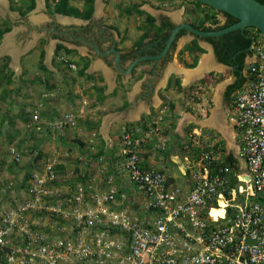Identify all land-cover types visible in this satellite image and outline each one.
Here are the masks:
<instances>
[{
    "label": "built area",
    "instance_id": "built-area-1",
    "mask_svg": "<svg viewBox=\"0 0 264 264\" xmlns=\"http://www.w3.org/2000/svg\"><path fill=\"white\" fill-rule=\"evenodd\" d=\"M250 35L244 83L231 95L230 147L210 130L190 128L174 161L184 181H170L140 157L160 131L163 109L143 133L122 128L117 175L134 193L112 176L61 180L58 155L31 162L0 197V264H264V42ZM74 125L69 114L49 129ZM8 154L21 162L16 147Z\"/></svg>",
    "mask_w": 264,
    "mask_h": 264
},
{
    "label": "crops",
    "instance_id": "crops-1",
    "mask_svg": "<svg viewBox=\"0 0 264 264\" xmlns=\"http://www.w3.org/2000/svg\"><path fill=\"white\" fill-rule=\"evenodd\" d=\"M58 1L51 0L53 10L39 16V21L45 22L44 27L35 28L36 32L44 33V36H41L44 39L42 53L37 54V57L43 56L44 61L41 64L36 62L35 68H25L29 70L26 74L29 80H32V73L35 72L37 75L40 70L41 74L47 77L48 86L43 88L44 93H40L39 96L26 98L29 113L15 122L14 137L10 146L16 147L22 153L21 162L26 161L24 169L27 166L30 170L31 162L40 163L58 155V171L61 173L58 176L61 180L84 181L85 175L89 174L90 179L102 181L112 176L116 183H123L128 188L127 193H134L133 186L128 183L124 175H117L119 168H112V165L105 163L100 166L92 165L93 170H89L83 165H75L73 161L83 162V156L95 158L110 153L117 155L120 149V128L130 125L131 128H137L143 133L156 121L160 110L163 109L165 110L163 121L157 124L161 128V136L158 133L152 135L141 148L140 157L144 164L161 170L170 181L179 184L184 181V178L177 173V165L174 161L176 162L175 157H180L181 146L190 128L195 126L208 129L224 138L227 144H230L229 141L233 142L234 131L228 122L231 97L229 101L225 100L223 92L227 86L235 82V77L232 75L231 81L221 85L216 84L217 93L214 96L210 95L214 80L212 76H208L209 71L187 82L184 81L183 70L192 71L198 68L200 62L205 59H202L204 56L210 54L213 56L207 44L198 41V45L205 52L194 58V53L181 51L191 40L185 35L176 43L172 62L166 67L159 68L147 62L140 63L129 75H124L115 67V55L112 50L117 51L119 59L121 56L120 65L123 69L131 62L129 58L138 53L144 43L152 38L151 32L150 35H143L150 27L146 25L142 27L139 18H136L137 15L142 21H145L147 14L150 15L155 19V25L158 24V15L166 17L174 24L184 21L192 23L193 20L185 19L187 15L184 8L181 12H165L156 9L148 0H138L134 13L124 9L123 12H127L129 17L117 16L114 19L116 15H111L104 0L93 1L90 16L87 13L85 0H66L67 7L62 14L54 12ZM33 2L34 9L31 11L42 8L45 0H33ZM5 6L1 8L3 11ZM119 14H123L122 11ZM28 34L24 33L25 37L19 44L17 43V47L14 36L8 34L12 46L21 52L24 51L17 57L19 65L20 57L26 56L30 49L39 43V36L29 37ZM3 42L4 39L0 46ZM58 46L60 49L57 51ZM56 53L59 58L55 56ZM7 54L2 55L9 56L11 62H14L12 56ZM61 57L75 65L74 69L64 65L60 61ZM211 63L213 64L212 60ZM22 68L21 65L19 70H25ZM199 79L207 80V85L202 82L194 85L193 88L189 87ZM36 86H41L38 80L30 84L32 88ZM23 102L25 103V100L22 96L12 101L17 105ZM37 103H41L44 109L39 110L37 120H32L31 114L36 111L34 108L37 107ZM69 114L75 118L74 126L50 131L49 125L52 122L62 120ZM212 116L215 125L206 122ZM219 126H224L227 132L229 131L230 140L224 136ZM161 139L166 141L164 150L156 147ZM7 160L10 162V157ZM21 162L14 164L15 167ZM76 168H79L82 175L71 179ZM21 181L17 180V183ZM2 196L4 194H0V197Z\"/></svg>",
    "mask_w": 264,
    "mask_h": 264
},
{
    "label": "rangeland",
    "instance_id": "rangeland-1",
    "mask_svg": "<svg viewBox=\"0 0 264 264\" xmlns=\"http://www.w3.org/2000/svg\"><path fill=\"white\" fill-rule=\"evenodd\" d=\"M28 1L29 0H6L5 10L0 11V28L2 30L7 29L6 32H4L2 35L3 39H4L3 36L6 37L8 36V34H10L11 37L14 36L16 40V47H17V45L20 43V40L22 41L23 40L22 38L25 37L24 33H29L27 35L29 37L39 36L40 38L38 40L39 42L38 45H36L35 47H32V49H30V52L27 53L26 56L24 55L20 57V65H19V61L18 60L16 61V65L20 67V69H21V65L25 69L29 67L35 68L36 62L39 64L43 63L44 57L40 55L37 57V54L42 53L41 49L44 43V39L41 36H44V33L43 31L36 32L35 28L44 27L45 22L41 23L39 21V16L41 14H47L48 12L51 11V9L53 10V6L50 3L51 0H46L45 2H43L42 8H36V10L34 11H31L32 9H34V7L30 10L27 9V4H29ZM104 1L106 5L108 6V11L111 12V15H116V17L114 16V19H115L117 18V16L119 18L121 16H125V17L128 16L127 12H123L124 9H127L128 11H131L132 13H134L133 10H136L138 0H104ZM148 1L150 4L155 5L154 7L156 9H160L165 12H171V13L181 12L183 11L182 9L184 8L185 14L187 15L185 16V19H191L194 21V24L196 23L197 25L200 24L202 20L205 22L206 25H210L211 27H215L217 25L223 24V21H222L223 18L220 13H217L216 11H213L211 9L204 8V6H201L199 10L198 8H196L194 4H191V2H188L186 0H168V1L148 0ZM121 11L123 14H119ZM137 16L138 17L136 18H139L140 20L139 23L142 25V27L145 25L149 26L147 22L142 21L139 15ZM212 17H214L217 20L218 22L217 24H212V20H211ZM34 24H37V25L35 26ZM27 25L29 29L26 28ZM150 32L151 34L155 36L159 34V32L155 28H151V29H148L147 33L143 35L145 36L147 34L150 35ZM132 37L135 39V35H133ZM2 38L0 39V44H1ZM16 47L15 49L18 52H21ZM175 51L172 52L173 55ZM22 53H24V51L21 52V54ZM57 54L58 53H56L55 56H57ZM207 54H210V53H207ZM173 55H172V58H173ZM207 56L211 58L213 63L215 62L211 54L204 56L202 59L206 58ZM57 58L59 57L57 56ZM65 60L66 58H62V57L60 58V61L64 65H68L65 62ZM247 61L248 60L246 58L245 62ZM14 65H15L14 62H11V59L9 56L0 55V194H3L2 191L4 190L3 189L4 183L7 184L8 182H14V181L16 182L17 180L21 181L23 177L29 172V169L27 166L24 169V166L26 165V161L21 162L20 165H16L15 167L14 164H11L12 163L11 160H10L11 163L9 162V160H7L9 157H8V154L6 155L5 151L6 149L10 147V144L13 141L12 137H14V127H15L16 120L22 119L23 115H28L27 113H29L28 112L29 108L27 107L28 102H26V98L28 96L32 97L33 95H35V97L39 96L40 93H44L42 92L43 88L44 87L47 88L46 86H48L47 77L43 76L40 70L39 72L36 71L37 75H35V72L32 73V75L30 73V75L33 77H32V80H29L26 77V74L29 73V70H26V69L21 70V71L19 70L18 72L17 69H15ZM144 66L149 67L150 65H144ZM207 71H210V72L212 71V73H209L208 76H212L214 80L213 82L214 84L212 86V90L210 93V95L212 94L213 96L217 93V91H215L216 86H217L216 84L221 85L225 83L226 81L229 82L232 80V77H233L230 69H226L221 66H220V69L218 70L213 69V70H207ZM20 73H22L21 76H20ZM34 80H38L41 86L40 87L36 86L35 88L30 87V84ZM42 95L43 94H41V96ZM20 96H22V99L24 98L25 103L23 102V104H20V105H17V103L13 104L12 101H16L17 98ZM36 106L37 107L35 108L33 107L36 111H33L32 114L39 115V110L44 109V107L43 105H41V103H37ZM123 127L127 129L128 127H130V125H124L121 128L119 127L121 131L120 135L123 132V129H122ZM158 134L161 136V128ZM226 138H229L230 140V137H226ZM229 143L231 144L230 141ZM119 146H120V149L117 155L110 153L108 155L97 156L95 158L93 156H89V157L83 156V162H80L79 160L78 161L75 160L73 162L74 164L76 163L75 165L77 166L83 165L87 167L89 170L90 169L93 170L94 166L92 165L100 166L101 164H105V163L112 165V168L118 169L122 166V163H123L122 155H121V144H119ZM227 146L230 147L229 144H227ZM90 163H94V164H90ZM60 174H61L60 171H58V175ZM72 174H73L71 176L72 178L71 177L69 178L74 179L75 177L76 178L80 177L82 175V172L79 171V168H76V171H73ZM88 176L89 174L85 175L83 179L85 178L89 179V177H91V176L89 177Z\"/></svg>",
    "mask_w": 264,
    "mask_h": 264
},
{
    "label": "trees",
    "instance_id": "trees-1",
    "mask_svg": "<svg viewBox=\"0 0 264 264\" xmlns=\"http://www.w3.org/2000/svg\"><path fill=\"white\" fill-rule=\"evenodd\" d=\"M256 1H258L259 3L264 5V0H256ZM190 2H191V4H194L196 6V8H198L199 10H200V7L203 6L202 4H200L198 2H194V1H190ZM85 3L87 4V13L90 16L92 8H93L92 7L93 0H85ZM57 5L58 6H56L54 8V12H56L58 14H62L65 11V8L67 7V1L66 0H59ZM33 7H34L33 0H29V4L27 5V9L30 10ZM204 8L211 9V8L206 7V6H204ZM211 10H213V9H211ZM222 15L226 18V21L222 25L215 26L213 28V30L223 29V28L228 27V26H230L236 22V20L234 18H232L231 16H229L227 14H222ZM211 20H212V24L218 23L214 17H212ZM145 21L149 25L150 29L155 28L158 32H160L161 28L154 26L155 19L153 17H151L150 15L147 14ZM203 23H204V21L202 20L200 22V24H198V26H195V28L205 30V31H211V29L209 27L204 28ZM166 26H168V25L166 24ZM169 27L172 28V26H169ZM6 30L7 29L2 30L0 28V39L2 38V35L4 32H6ZM251 32H255L256 34L260 35V33L257 30H255L253 28H247L243 31L236 30V31L224 34V35L217 37V38H203L202 39L203 41L209 43L212 46L213 51H214V55H215L218 63H221L225 66H230L233 68L231 70V73L235 77L236 80L233 84L228 86V88L225 92V97L228 101L230 100L231 95L238 88H240L242 86V84L244 83V79L242 77V71L246 66V64H245L246 58L249 57L251 54V51L249 49L251 41H252L251 35H250ZM184 33H185V31H181L178 35H182ZM163 37H164L163 40H165V38L167 37V33H164ZM262 39L264 42L263 37H262ZM198 40H199V38L195 37L192 41H190L187 45H185L182 52L186 51L189 54L194 53L195 54L194 58H197V56L199 54L204 53L205 52L204 49H202L198 45ZM161 46H162V44L159 46V48ZM59 49H60V46H58L56 48L57 51ZM202 82L206 85L208 83L207 80H203V81H201V83ZM191 88H193V87H191ZM199 91H201V90H199Z\"/></svg>",
    "mask_w": 264,
    "mask_h": 264
},
{
    "label": "water",
    "instance_id": "water-1",
    "mask_svg": "<svg viewBox=\"0 0 264 264\" xmlns=\"http://www.w3.org/2000/svg\"><path fill=\"white\" fill-rule=\"evenodd\" d=\"M189 1L198 2L203 6L211 8L220 14H227L232 18H234L236 22L228 27L212 32H204L195 29L191 24L187 22L177 23L176 26L172 30H170L166 38L164 47L157 55L141 56L135 58L128 64L125 70L122 69L120 65L119 54L117 53V51L112 50V52L115 55V67L124 75H129L131 70L136 65L142 62L158 61L159 59H161L166 55L171 44L175 40L177 34L181 31H186V33L192 37L195 36L199 38H217L224 34L236 30L243 31L247 28H253L257 30L260 33V35L264 38V5L256 0H189ZM208 46L213 53L212 47L210 45ZM215 63L220 65L221 67H226L225 65L218 63L217 60H215Z\"/></svg>",
    "mask_w": 264,
    "mask_h": 264
},
{
    "label": "flooded vegetation",
    "instance_id": "flooded-vegetation-1",
    "mask_svg": "<svg viewBox=\"0 0 264 264\" xmlns=\"http://www.w3.org/2000/svg\"><path fill=\"white\" fill-rule=\"evenodd\" d=\"M93 1H94V0H93ZM157 1H164V0H157ZM166 1H168V0H166ZM186 1L190 2L189 0H186ZM221 15H222V14H221ZM222 18H223V23H224V22L226 21V18H225L223 15H222ZM157 20H158V24L155 25V23H154V26H156V27H158V28H161L159 34L156 35V36H152V38H150L149 41H146V42L144 43L143 47H141V48L139 49L138 53H135V55H133L131 58H129L130 61L134 60L135 58L141 57V56H155V55H157V54L162 50V48L164 47V44H165V41H166V38H167V37H166L165 40H163V38H164V37H163V36H164V33H167V36H168L170 30H172V29L176 26L177 23L174 24V23H172L171 21H169V19H167L166 17L164 18V17H162V16H160V15H158ZM154 22H155V21H154ZM184 22H186V21H184ZM198 22H199V21H198ZM187 23H188V22H187ZM166 24H167L168 26H166ZM189 24H191L194 28H195V26H198L196 23L194 24V21H193L192 23H189ZM169 26H172V28H170ZM203 27H204V28L209 27V28L211 29V31H205V30H201V29H198V30H201V31H204V32L217 31V30H213L214 27H211L210 25H206L205 22L203 23ZM195 29H197V28H195ZM179 33H180V32H179ZM179 33H178V34H179ZM178 34H177L175 40H174L173 43L171 44V46H170L168 52L166 53V55H165L164 57H162V58L159 59L158 61H145V62L150 63L152 66H155V65H156V66H158L159 68H162V66H163V67H166L167 64L171 63V62H172V55H173L172 52L175 51L176 43L178 42V40H179L182 36L188 35V34L186 33V31H185V33L182 34V35H178ZM188 36L191 38L190 41H192V40L195 38V36H194V37H192V36H190V35H188ZM197 38H199V37H197ZM202 39H203V38H199L198 41L205 42V41H203ZM205 43H207V42H205ZM161 44H162V46L159 48V46H160ZM187 44H188V43H187ZM187 44H186V45H187ZM207 44L210 45L209 43H207ZM210 46H211V45H210ZM211 47H212V46H211ZM212 50H213V48H212ZM181 51H182V50H181ZM213 54H214V51H213ZM214 59L216 60L215 55H214ZM120 62L122 63L121 56H120ZM145 62H142V63H145ZM121 63H120V64H121ZM223 68L230 69V71L233 69V68L230 67V66H226V67H223ZM123 69L125 70L126 68H123ZM209 73H212V71H211V72L209 71L208 74H209ZM202 79H203V78H202ZM202 79H199V80L197 81V83H195V84L189 85V87H194V85H197L198 83H201ZM200 80H201V81H200ZM235 80H236V79H235ZM235 80H234V81H235ZM227 88H228V86L225 88V90H224V92H223V98H224L225 100H226L225 92H226Z\"/></svg>",
    "mask_w": 264,
    "mask_h": 264
},
{
    "label": "bare ground",
    "instance_id": "bare-ground-1",
    "mask_svg": "<svg viewBox=\"0 0 264 264\" xmlns=\"http://www.w3.org/2000/svg\"><path fill=\"white\" fill-rule=\"evenodd\" d=\"M41 1V0H39ZM43 1V0H42ZM6 4V0H0V11H3L1 8L4 7ZM9 36H4V42L2 43V46L0 47V55L2 54H5V53H8L12 56V58L14 59V66H15V69H17V71H19V67L16 65V60H17V57H19L20 55V52H18L13 46L12 44L10 43L9 41ZM7 54V55H8ZM210 57H207L205 58L204 60L201 61L200 63V66L192 71H189V70H183L182 72L184 73L185 77H184V81L187 82L188 80L198 76L199 74L207 71V70H213V69H220V66L218 64H215V63H211V59H209ZM213 118L214 117H211L210 119H208L206 122L208 124H214L213 123ZM225 124V123H224ZM213 127V126H212ZM215 128V127H214ZM218 128H220L221 132L224 134V136L226 135V137H229L230 134H229V131L227 132V129L224 127V126H219ZM214 214H219L218 211H213Z\"/></svg>",
    "mask_w": 264,
    "mask_h": 264
},
{
    "label": "clouds",
    "instance_id": "clouds-1",
    "mask_svg": "<svg viewBox=\"0 0 264 264\" xmlns=\"http://www.w3.org/2000/svg\"><path fill=\"white\" fill-rule=\"evenodd\" d=\"M261 37H262V36H261ZM65 62L68 64V66H69V65H73V64L68 63V61H66V60H65ZM73 66H74V65H73ZM69 67H70V66H69ZM70 68H71V67H70ZM72 69H74V67H73ZM32 116H33V114H32ZM32 116H31V117H32ZM32 120H33V119H32ZM207 130H208V129H207ZM7 151H8V150H7ZM122 159H123V158H122ZM13 164H14V163H13ZM24 177H25V176H24ZM24 177H23V179H24Z\"/></svg>",
    "mask_w": 264,
    "mask_h": 264
}]
</instances>
